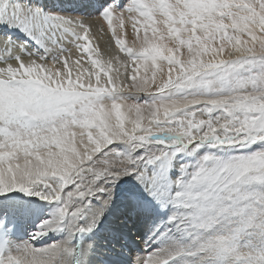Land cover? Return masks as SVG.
<instances>
[{"label":"snow or ice","instance_id":"6c2138e0","mask_svg":"<svg viewBox=\"0 0 264 264\" xmlns=\"http://www.w3.org/2000/svg\"><path fill=\"white\" fill-rule=\"evenodd\" d=\"M98 15L107 59L87 17L0 0L23 37L0 33V211L34 195L57 206L32 239L67 234L0 241V264H86L92 245L74 238L130 175L168 210L136 264H264V0H111Z\"/></svg>","mask_w":264,"mask_h":264},{"label":"bare ground","instance_id":"6f19581e","mask_svg":"<svg viewBox=\"0 0 264 264\" xmlns=\"http://www.w3.org/2000/svg\"><path fill=\"white\" fill-rule=\"evenodd\" d=\"M52 1L54 2V0ZM33 2L41 7H44L46 4L45 2L41 5L40 1ZM80 7L81 6L78 5L76 8ZM88 23L94 27L95 25L96 27H101L96 20H93L92 23L88 21ZM127 27L132 28L128 25ZM8 30L10 29H8L6 25H0V33L9 32L10 34L22 37V34L18 33V31L13 33V30ZM96 35L94 34L95 39L98 37L101 41L99 45L100 47L98 46V48L102 59H107L109 55H116L118 53V47L113 40H108L107 35L102 28H100L99 32L97 31ZM99 39H97V41ZM132 42L133 38L130 35H127L126 44L132 46ZM120 55H123V53H120ZM142 73L143 70H141V74ZM180 160L178 159L177 162H181ZM175 168L178 169V165L177 167H173L172 170ZM135 178V176L130 175L124 176L117 181L112 190L111 202L105 208L96 227L91 232L84 233L88 240H94L92 251H90L85 257L86 264L90 262L91 264H120L123 263V261L124 264H136L138 258L146 259L149 253L158 246L157 242L152 239V231L156 225L160 224L167 218V216H164V219L159 217L160 214H162V211L164 210V214L166 213L168 215V210L162 209L156 202L155 211L153 210L154 213L150 216L139 212L140 210L138 212L134 211V201L129 198L130 192H135L137 197L144 198L146 203L149 201L148 193L144 191L142 185L141 188H135L131 185ZM10 198H13V201L17 204L22 205L29 210L25 213H21L8 207V200H5L4 202L5 207L0 211V220L3 221V218L9 217L16 225L11 236V244L13 246L30 242L39 249L53 243L61 242L67 238V234L64 232L49 231L44 236L32 239L33 234L38 230V226L41 222L50 218L53 215L50 214L53 210L56 211V203L45 201L34 195L29 196L26 193L20 192L12 193L9 200ZM92 203L99 206L101 203L100 196L98 195L94 198ZM137 205H140V203H137ZM33 207H38L34 209V212H37L38 214L31 211L33 210ZM133 241H136L137 243H134ZM123 256H127L128 259L123 258Z\"/></svg>","mask_w":264,"mask_h":264},{"label":"rangeland","instance_id":"374dc122","mask_svg":"<svg viewBox=\"0 0 264 264\" xmlns=\"http://www.w3.org/2000/svg\"><path fill=\"white\" fill-rule=\"evenodd\" d=\"M33 1H35V2L40 1L41 5H43V3L46 2L45 6L43 7L46 11L58 12V13H61V14L67 15V16L76 17V18L87 17V23H88V21L92 23L93 20H96L97 22H99V25L101 26L100 28H102V30L105 31L108 40L109 41L113 40L111 37V32L108 28L107 21L103 20V18L98 15L100 10H101L102 5L106 4V3H110L111 0H54V2L52 0H33ZM127 2H129V0H121V3H127ZM78 5H80L81 7L76 8ZM125 17H126L127 33H128V35H130L133 38L135 35V33L133 32V29L127 27V25L132 27L131 22L127 21V13H125ZM89 25L92 28L93 35L94 34L96 35L97 31L99 32L100 28L96 27V25H95V27L91 24H89ZM114 25H115V21H114ZM8 31H10V30H8ZM110 37H111V39H110ZM97 39H99V38L96 37V39H95V37H94V40L92 41L94 46L100 45L101 41H100V39L97 41ZM131 45H133V42ZM136 47H139V43L136 44ZM140 98L141 99H147V97L144 94H141ZM178 159L179 160L181 159L180 161L183 162V160H186L187 158L183 157V156L182 157L177 156L176 161ZM177 165H178V162H177ZM172 169L170 170V175L174 178L175 176L178 175L177 174L178 169L177 168H175L174 170H172ZM137 181L138 180L135 178L132 181L131 185L135 188H141V184ZM151 198L152 197H149V195H148V200L151 202L148 201V203H146L144 198L138 197L140 205H137V202H134V204L132 203L134 205V211L138 212L140 210L139 212H142L143 214H146L148 216L152 215L155 211L156 201L153 200V198L152 199ZM55 210H56V208H55ZM54 212L55 211L53 210L52 213H50V214L52 215ZM164 216H167V214L166 213L164 214V210H163L162 214H160L159 217L164 219ZM46 217H48V216H46ZM48 219L49 218H47L46 220H48ZM26 231H27V229H26ZM133 242L137 243L136 241H133Z\"/></svg>","mask_w":264,"mask_h":264}]
</instances>
